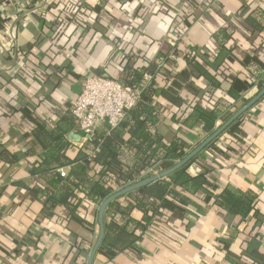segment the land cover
<instances>
[{"label": "crops", "instance_id": "1", "mask_svg": "<svg viewBox=\"0 0 264 264\" xmlns=\"http://www.w3.org/2000/svg\"><path fill=\"white\" fill-rule=\"evenodd\" d=\"M155 62L159 130L196 148L210 135L186 123L194 106L218 110L217 130L264 87V0H0V264H88L101 202L78 191L75 212L49 210L41 189L70 166L38 169L62 143L69 160L88 149L72 108L89 74L123 84ZM214 141L189 167L203 187L174 186L184 200L169 197L133 245L112 257L100 247L92 264H264V96ZM225 189L252 199L248 214L218 205ZM113 216L108 207L104 220Z\"/></svg>", "mask_w": 264, "mask_h": 264}, {"label": "trees", "instance_id": "2", "mask_svg": "<svg viewBox=\"0 0 264 264\" xmlns=\"http://www.w3.org/2000/svg\"><path fill=\"white\" fill-rule=\"evenodd\" d=\"M253 25L251 27L255 28L259 26V23ZM223 34L228 38L229 34L225 32ZM162 58L163 55H160L158 62ZM157 64L155 62L150 66L151 69L143 70L142 73L138 70L133 71L123 85L130 89L142 87L145 81L144 73L150 72L154 75ZM199 71L208 75L202 69ZM263 86L264 78L260 79L258 84L260 89ZM158 92L159 88L153 78L142 89L136 106L127 112L120 125L110 132H107V129L97 132L90 140L88 149L82 152L78 159L69 160L65 156L64 149L67 146L65 143H62L59 149V151L62 150L61 153L54 149L47 151L44 164L38 171L56 170L62 165L70 166L71 174V177L63 178L60 172H57L58 174H54L55 179L50 182L52 189H41L47 194L49 210H53L58 203H61L75 212L77 205L73 203V200L74 193L78 191L89 200L100 203L125 186L153 175L145 174L148 168L153 167L158 172L166 170L195 148L184 136L177 135L172 140H167L160 132L163 108L156 100ZM229 94L235 101L241 97L232 88ZM218 115V110L210 112L196 105L186 123L190 127L195 120H200L206 135L209 136L216 130ZM225 115L223 121L228 120L232 113L228 112ZM237 121L238 119L229 126V129L233 128ZM52 137L50 134V138ZM90 151L93 153L89 154ZM198 155L170 175L122 196L130 200L128 205L120 204L119 200L122 197L111 202L109 208L116 210L118 219L113 216L110 221L104 220L105 235L101 249L107 256L112 257L122 249L133 245L139 239L135 230L146 231L153 224L154 216L159 212L161 205L169 197L184 200L174 186H180L191 192H197L203 187L207 182L206 177L193 176L189 172L190 165ZM52 162H58V164L52 166ZM63 180L67 182L62 183ZM217 203L234 214L246 215L252 208V199L236 189L223 190L217 198ZM133 209H139L144 213L141 221H135L131 217ZM121 219L125 222L123 226ZM129 225L133 226L132 231L127 229Z\"/></svg>", "mask_w": 264, "mask_h": 264}, {"label": "built area", "instance_id": "3", "mask_svg": "<svg viewBox=\"0 0 264 264\" xmlns=\"http://www.w3.org/2000/svg\"><path fill=\"white\" fill-rule=\"evenodd\" d=\"M7 35L15 39L13 30H7ZM154 78L150 72L144 73L145 81L136 89H130L120 81L99 74H89L83 83V88L72 108L80 129L88 137L93 138L100 129L110 132L125 119L127 112L136 106L141 97L142 89ZM62 177L67 176L64 169L59 170ZM158 173L153 167L145 174Z\"/></svg>", "mask_w": 264, "mask_h": 264}, {"label": "water", "instance_id": "4", "mask_svg": "<svg viewBox=\"0 0 264 264\" xmlns=\"http://www.w3.org/2000/svg\"><path fill=\"white\" fill-rule=\"evenodd\" d=\"M264 96V87L244 106H242L237 112H235L222 126H220L215 132H213L209 137H207L203 142H201L196 148H194L190 153H188L183 159L178 161L174 166L155 173L149 177H146L138 182L132 183L124 188L116 191L115 193L108 196L104 199L99 206V213H98V221L100 225V234L99 238L90 254V258L88 264H92L94 257L98 250L100 249L103 238L105 235V226H104V216L107 208L114 200L126 195L129 192H132L136 189L142 188L146 185H149L160 178H164L170 175L172 172L177 170L178 168L184 166L190 160H192L195 156H197L200 152H202L211 142H213L227 127H229L236 119H238L242 114H244L249 108H251L259 99Z\"/></svg>", "mask_w": 264, "mask_h": 264}]
</instances>
